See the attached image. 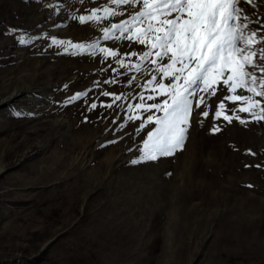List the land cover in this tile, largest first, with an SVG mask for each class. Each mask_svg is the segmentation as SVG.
Instances as JSON below:
<instances>
[{
	"label": "rangeland",
	"instance_id": "374dc122",
	"mask_svg": "<svg viewBox=\"0 0 264 264\" xmlns=\"http://www.w3.org/2000/svg\"><path fill=\"white\" fill-rule=\"evenodd\" d=\"M105 6L122 14L104 18ZM243 7L245 34L264 36V0ZM97 8L99 20H79ZM139 10L142 0H0V101L15 94L0 103V264H264V120L224 99L251 93L197 91L182 149L143 159L147 117L164 113L136 105L169 99L157 84L174 80L112 30Z\"/></svg>",
	"mask_w": 264,
	"mask_h": 264
},
{
	"label": "snow or ice",
	"instance_id": "6c2138e0",
	"mask_svg": "<svg viewBox=\"0 0 264 264\" xmlns=\"http://www.w3.org/2000/svg\"><path fill=\"white\" fill-rule=\"evenodd\" d=\"M138 2L141 0H111V3L117 6ZM250 3L251 0H142V10L137 11L131 20L112 24V30H120L118 39L130 32L131 35L127 39L147 45L149 51L144 52L140 59L145 60L155 55L157 60H153L152 63L159 62L157 71L164 77L171 76L174 80L171 85L157 84L159 94L166 95L169 99L162 103L136 105L145 111L156 109L164 113L163 117L153 118L152 115L147 117V123H154L156 127L147 132V139L143 141V159L156 160L160 156H170L177 149H182L189 126L192 98L197 91L210 92L215 96L217 91L215 85L221 82L231 93H235L237 89L251 93L250 96H225L224 99L245 103L247 106L240 107L239 111L252 112L254 119L264 120V103L260 99H255L264 98V64L258 63V60L264 61V48L257 50L254 47L264 42V36H258L257 31L245 34L250 21L243 5ZM100 10L97 8L87 17L80 16L79 20L82 23L87 20H99L97 12ZM103 12L104 18L122 14L107 6L103 8ZM103 31L104 39H110V29L105 28ZM24 42L21 39V43ZM52 43L63 42L53 38ZM100 51L104 52L106 57L117 55L106 48H101ZM164 58H167L168 63H163ZM119 63L123 66V61ZM225 73H228L226 77ZM154 81L155 76L149 84ZM102 94L110 95L107 91ZM85 95L87 93H77L71 100ZM113 99L119 100L121 97L114 96ZM141 99L143 100V97ZM147 99L153 100L154 97L150 95ZM199 99L200 103H203L204 97L201 96ZM106 106L112 107L111 104ZM199 106L198 103L197 107ZM91 107L95 108L96 105L92 104ZM225 108L226 105L221 101L215 112L216 118L223 114L221 110ZM253 109H259V112H254ZM202 115L207 117L208 112L205 111ZM224 119L231 122L227 115H224ZM241 123L245 121L241 120ZM143 127L144 121L141 123V129Z\"/></svg>",
	"mask_w": 264,
	"mask_h": 264
},
{
	"label": "bare ground",
	"instance_id": "6f19581e",
	"mask_svg": "<svg viewBox=\"0 0 264 264\" xmlns=\"http://www.w3.org/2000/svg\"><path fill=\"white\" fill-rule=\"evenodd\" d=\"M15 94L11 95L10 97H8L7 99L5 98V100H2L0 101V103H4V102H7L9 101L10 99H12L14 97Z\"/></svg>",
	"mask_w": 264,
	"mask_h": 264
}]
</instances>
